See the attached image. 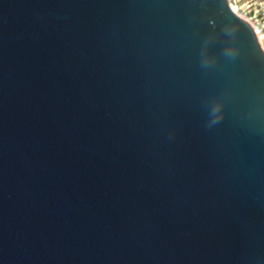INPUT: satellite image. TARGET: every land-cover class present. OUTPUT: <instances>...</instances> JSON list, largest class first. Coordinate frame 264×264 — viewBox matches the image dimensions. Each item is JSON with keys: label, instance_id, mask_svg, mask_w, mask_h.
Returning a JSON list of instances; mask_svg holds the SVG:
<instances>
[{"label": "water", "instance_id": "obj_1", "mask_svg": "<svg viewBox=\"0 0 264 264\" xmlns=\"http://www.w3.org/2000/svg\"><path fill=\"white\" fill-rule=\"evenodd\" d=\"M0 264H264V51L227 0H0Z\"/></svg>", "mask_w": 264, "mask_h": 264}, {"label": "built area", "instance_id": "obj_2", "mask_svg": "<svg viewBox=\"0 0 264 264\" xmlns=\"http://www.w3.org/2000/svg\"><path fill=\"white\" fill-rule=\"evenodd\" d=\"M232 11L256 32L264 51V0H227Z\"/></svg>", "mask_w": 264, "mask_h": 264}, {"label": "clouds", "instance_id": "obj_3", "mask_svg": "<svg viewBox=\"0 0 264 264\" xmlns=\"http://www.w3.org/2000/svg\"><path fill=\"white\" fill-rule=\"evenodd\" d=\"M221 107H222L221 104L218 103V104L214 105V107L212 108V114L215 117V119L212 121V123H215L219 120V116L217 114L220 112Z\"/></svg>", "mask_w": 264, "mask_h": 264}]
</instances>
